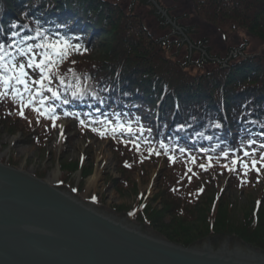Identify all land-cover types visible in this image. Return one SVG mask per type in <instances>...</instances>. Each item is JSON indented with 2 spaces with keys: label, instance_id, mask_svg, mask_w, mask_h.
Masks as SVG:
<instances>
[{
  "label": "trees",
  "instance_id": "trees-1",
  "mask_svg": "<svg viewBox=\"0 0 264 264\" xmlns=\"http://www.w3.org/2000/svg\"><path fill=\"white\" fill-rule=\"evenodd\" d=\"M189 2L196 17L224 39L243 32L264 44V0ZM135 4L149 10L164 34L154 35L133 7L114 1L0 0V44H11L7 50L13 55L17 46L39 43L43 38L37 32L73 46L49 85L60 99L42 93L44 107L54 109L49 115L57 117L55 126L30 108L21 117L20 101L9 90L0 98V130L20 133L27 144L44 149L58 124L71 121L78 133L111 142L118 185L128 190L136 188L132 175L144 181L163 160L153 198L161 200V211L142 205L134 222L183 247L228 236L264 250V206L255 204L236 223V208L223 193L211 205L218 178L229 190L264 189L259 159L264 155V53L250 52L245 40L221 55L208 40L193 41L195 27L184 25L159 0H131L130 6ZM117 123L132 132L113 131ZM234 158L249 165L256 160L257 171L239 165L228 171L224 165L231 166ZM60 169L66 178L77 171L83 179L91 174L81 161L61 163Z\"/></svg>",
  "mask_w": 264,
  "mask_h": 264
},
{
  "label": "water",
  "instance_id": "water-1",
  "mask_svg": "<svg viewBox=\"0 0 264 264\" xmlns=\"http://www.w3.org/2000/svg\"><path fill=\"white\" fill-rule=\"evenodd\" d=\"M0 264H264L225 236L183 247L0 164Z\"/></svg>",
  "mask_w": 264,
  "mask_h": 264
},
{
  "label": "rangeland",
  "instance_id": "rangeland-1",
  "mask_svg": "<svg viewBox=\"0 0 264 264\" xmlns=\"http://www.w3.org/2000/svg\"><path fill=\"white\" fill-rule=\"evenodd\" d=\"M109 1L117 2L123 7H133L134 12L142 16L144 24L151 33L156 36L164 34L147 8L137 4L130 6L131 0ZM159 1L170 11L171 15L181 18L184 25L195 27L196 33L193 41L208 40L216 53L223 55L228 47L240 45L245 40L250 52L264 53V44L251 39L243 32H237L229 39H224L211 25L196 17L189 0ZM110 143L109 140L99 141L89 133H78L75 124L71 121H63L59 124L44 149L27 144L26 139L20 133L8 134L2 129L0 130V164L33 176L44 183L52 181L53 176L56 175L58 176L57 183L52 184V187L68 192L132 222H134L132 216L140 210L142 205H148L156 211H161V200L153 198L159 192L158 183L165 165L164 161L159 160L149 170L148 177L144 181H141L138 174L132 175L130 179L136 184V188L128 190L118 185L121 181V174L118 172ZM78 161H81L87 170H91L90 176L83 179L77 171L72 175H67L66 178L60 169V164L77 163ZM95 174L97 178L94 186L88 187L89 179ZM213 191L215 193L214 203L213 201L211 203L212 209L223 193L228 203L236 208L233 216L236 223L241 222L244 219L243 213L250 211L255 204L260 203L261 207L264 206V189H250L247 192H241L239 189L229 190L226 189L225 179L218 178L217 186ZM243 209H245L244 212H242ZM129 210L132 214L126 216L125 213ZM168 221L169 218L166 217L165 222L168 223ZM140 226L165 239V233L161 234L162 232L155 228ZM231 238L239 240L236 237Z\"/></svg>",
  "mask_w": 264,
  "mask_h": 264
},
{
  "label": "snow or ice",
  "instance_id": "snow-or-ice-1",
  "mask_svg": "<svg viewBox=\"0 0 264 264\" xmlns=\"http://www.w3.org/2000/svg\"><path fill=\"white\" fill-rule=\"evenodd\" d=\"M37 37H42L43 39L39 43L26 44L25 47L17 46L16 55H13L8 48L12 45L9 44L7 48L5 45L0 44V98L5 97L9 90L14 99L18 98L19 104V114L21 117L24 116V111L26 108H30L33 112L41 117L50 119L53 126H55L57 117L55 115H49L54 109L45 108L44 104L47 97H43L42 93L47 91L51 96L57 100L60 99L59 94L54 91L49 85L53 81V77L56 75L54 69L59 65L61 61L67 58L69 49L72 48L69 42L60 39H50L45 36L42 32H37ZM27 39H33V37H27ZM78 51L79 46H74ZM31 73L35 74V78ZM71 71V69H69ZM63 83V81H61ZM35 86V87H33ZM22 89V91H21ZM25 94L28 98H25ZM77 95L76 92L73 93V97ZM36 97H42L38 102L35 100ZM38 103L39 106H36ZM62 103L67 104L68 100H63ZM68 113H65L67 116ZM83 124V121H81ZM219 127V125H216ZM127 131L132 132L130 126H125L117 123L113 131ZM103 135V133H101ZM138 147V146H137ZM183 151V149H181ZM250 155L245 152L244 156ZM227 158V153L225 157ZM172 157H169L171 161ZM209 161L211 157L208 158ZM260 161L264 162V155L259 157ZM241 169H251L252 171H257V161L252 160L250 165L248 163H241L238 158L231 160V166L224 165L228 171H236L237 166ZM208 167L211 164L207 165ZM264 168V163L261 164ZM202 170H206L204 164L200 165ZM247 175V171L243 172Z\"/></svg>",
  "mask_w": 264,
  "mask_h": 264
},
{
  "label": "bare ground",
  "instance_id": "bare-ground-1",
  "mask_svg": "<svg viewBox=\"0 0 264 264\" xmlns=\"http://www.w3.org/2000/svg\"><path fill=\"white\" fill-rule=\"evenodd\" d=\"M31 177H33V176H31ZM57 178H58V176L54 175V176H53V180H52V181H48V182H46L45 184L51 186L52 184L57 183ZM96 178H97V174H95L94 176H92V177L89 179V185H88V187H92V186H94V184H95V182H96Z\"/></svg>",
  "mask_w": 264,
  "mask_h": 264
}]
</instances>
